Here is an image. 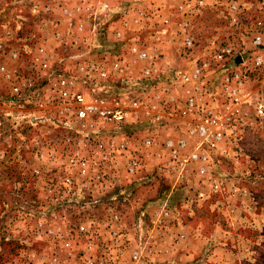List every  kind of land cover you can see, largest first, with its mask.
<instances>
[{"label": "rangeland", "instance_id": "1", "mask_svg": "<svg viewBox=\"0 0 264 264\" xmlns=\"http://www.w3.org/2000/svg\"><path fill=\"white\" fill-rule=\"evenodd\" d=\"M40 1L0 0V264H84L88 259L97 264H264V117L256 112L264 101V69L249 58L255 22L264 20L260 0H235L243 9L234 25L226 17L227 0H205L202 11L198 0H122L118 15L105 17L112 26L101 36L140 39L151 47L154 39L164 41L154 49L174 68L187 56L182 46L187 37L197 43L196 55L202 53L200 45L222 39L249 58L239 79L210 72L196 94L194 112L186 116L183 106L174 105L182 117L177 128L156 122L143 107L129 109L119 124L73 118L57 98L56 76L79 75L80 67L93 60L39 56L22 42L94 39L98 23L81 28L91 14H73L93 0H53L54 15L42 11L46 2L40 11L59 26L42 27L40 20L36 28ZM26 9L35 15L33 23L24 18ZM43 58L47 68L41 66ZM135 68L127 78L112 81L109 98L128 103L127 95L147 103L164 91L159 89L166 81L183 85L171 93L186 108V83L180 77L145 79L143 65ZM24 74H37L40 96L13 94L12 78ZM206 112L213 120L208 128L221 134L215 147L201 143L200 116ZM147 139L151 146L145 145ZM169 139H184V153L198 151L207 158L191 162L179 179L166 147ZM135 157L142 166L131 172ZM142 212L146 222L139 225ZM167 221L183 224V255L174 247L176 238L161 237L155 255L142 243L139 252L131 247L140 241L141 227L160 229Z\"/></svg>", "mask_w": 264, "mask_h": 264}, {"label": "built area", "instance_id": "2", "mask_svg": "<svg viewBox=\"0 0 264 264\" xmlns=\"http://www.w3.org/2000/svg\"><path fill=\"white\" fill-rule=\"evenodd\" d=\"M46 4L48 5H44L42 11L52 13L54 11L52 5L49 3ZM198 6L199 11H202L205 6V0H198ZM99 7L105 17L116 16L119 13V10L114 5V0H101ZM258 8L261 13H264V0H260ZM242 9L235 0H227L226 17L229 23L234 25L240 22L239 15L242 13ZM64 11L67 12L68 10L65 9ZM70 15H72L71 12ZM47 25L48 21L41 19V26ZM81 28L83 29L84 25ZM255 28L256 30L252 37L253 52L249 58L255 68L264 69L263 17L257 19ZM117 36L121 38L123 32L118 31ZM117 41L123 45L129 43L128 47L132 55L131 59H127L123 55H117L115 60L108 64L106 57H103L101 62L93 60L90 61L92 63H88L86 66L82 65L80 67L81 74L79 75H73L67 72L58 73L56 76L59 89L57 98L64 104V109L68 110L73 118L84 123L98 118L105 122L119 124L127 119L129 109H136L138 107H143L145 112L153 120L162 123L164 121V114L162 112L165 102H161L162 97L158 94L147 103L145 100L131 99L127 95L125 96V102L128 101V103H123L122 100L117 101L116 98H109L107 96L113 88V80L117 81L118 78H127L129 76L130 64L138 63L139 65L141 63L143 65L141 73L145 79L156 80L158 75L153 55L141 46L139 39H117ZM182 46H184L186 57L189 60L187 69L179 72L182 84H188V86L185 85V93L188 95L186 110L182 114L194 112L193 110L198 108V106H195L197 103L196 94H200L206 87L207 81L204 78L210 72L217 71L218 73L225 74L227 79L231 76L239 79L242 77V67L247 66V60L249 59L240 53V50L238 51L232 43L222 39H212L206 45H200L199 48L202 49L201 55L194 54L193 50L197 46V43L191 37L184 39ZM0 47L3 48L2 43ZM38 52L39 56H43L41 52H46V49L39 47ZM12 56L18 58L20 53L18 51H12ZM41 66L44 68L48 67L47 61L44 58L42 59ZM36 75L24 74L13 77V94L20 99L40 96L42 89L38 84ZM256 112L259 116L264 117V101L256 105ZM202 114L200 117L203 121L199 124L198 129L202 137L201 143H207L210 147H215L221 138V134L215 133L208 128L207 125L213 122L208 117V112ZM145 145L151 146L152 140L147 139ZM186 145L187 143L184 139H180L177 143L172 139L166 142V147L170 151L172 161L175 162L174 167L177 170L176 176L179 179L185 176L184 171L186 166L191 162L207 158L206 155L198 151L190 154L184 153L183 148ZM139 158L135 157L129 163L131 172L137 171L142 166ZM85 171L84 169L83 172ZM219 186L220 184H216V188ZM84 264H97V262L94 259H88Z\"/></svg>", "mask_w": 264, "mask_h": 264}, {"label": "crops", "instance_id": "3", "mask_svg": "<svg viewBox=\"0 0 264 264\" xmlns=\"http://www.w3.org/2000/svg\"><path fill=\"white\" fill-rule=\"evenodd\" d=\"M100 1L101 0H98V2H99L98 7H96L94 5L95 1L93 0V3L88 4L84 8L80 7V9L78 11L73 12L74 16L81 13V12H84L85 15L91 14L90 15L91 19L89 22H87V23L85 22L84 29L88 26V24L93 25V26L97 23L99 24V33L94 34L95 35L94 39L92 38L93 35L87 39H84V40L75 39V41H74V39H57V40H55V43L51 44L52 39H41L40 37H38V39H35V40L33 39L32 41H29V39H24V41L22 43H25L26 45H29L32 47H35L36 48L35 54H39V52H38L39 47H44L46 49V52H41V54L43 56H47V57L49 56V57H52V58L58 59V60H61L63 58H68L71 55L72 56L70 58H77L75 60H68L70 62H74L77 60H83L84 61L86 59L101 62L103 57H106L108 64H110L111 62H113L115 60L117 55H123V56H126L127 59H131L132 55L129 52V47H128L129 43L127 45H123L115 39H106V36L103 37L100 35V34L106 35L109 32V26L110 27L112 26L110 24L111 22H109L108 19L105 18L102 11H100V7H99ZM46 2H49L53 5V7L55 8L54 12L57 9L53 0L40 1L38 6H37L38 8L35 9V13L37 14L36 15L37 21L35 23L36 28L38 27V25L40 28L39 22L41 19L47 20L49 23L48 24L49 27L54 28L56 25L59 26V24L56 23L55 20L51 21V16L55 14L54 12L52 15L50 14L49 16H47L45 18V16L42 14V11H40L42 6ZM120 2H121V0H114V5L116 6L117 9H120V6H121ZM85 9H88V10H85ZM97 12H101V16L99 18L97 17L98 15H96ZM32 17L35 18V15H32L31 11L29 9H26L24 18L27 21H29L30 23H33L35 20H32ZM30 18H31V20H30ZM104 20L107 23L103 22ZM27 21H25L23 23L25 24ZM128 24H129V21H128ZM95 28H96V25H95ZM111 34H112V32H111ZM139 41H140L141 46L145 50H147L150 54H152L154 57L155 64L157 67V74H158L156 81H158L161 78H164L165 76H169V77L177 76V77H179V72L188 67L189 60L186 57L183 58L182 55H181L182 58L179 59V62L181 63V67H177V68H174L168 59H165V58L159 56V54L157 52L158 51L157 48L156 49H154V48H155V45L156 46L162 45L164 41L154 39L155 42H154L152 47L146 46V44L140 39H139ZM35 48H32V49L34 50ZM124 51L127 53L125 54ZM117 53H119V54H117ZM136 66H138V63L137 64H130L128 73L131 74L132 71H135ZM124 77H126V76H124ZM118 79H121V78H118ZM162 84L167 85V86H164L161 89H159V91L164 90L163 92H160V96L165 99V105L163 106V112H162L164 114L163 120H166L167 123L171 122L170 126L177 128L178 117L179 118H182V117L177 116L178 111L176 112V110L174 109V105H177L178 107H181V108L183 106V112H185L186 108H185V103L182 104L176 95H174V96L172 95L171 89L172 88L173 89L176 88L177 90L179 88L183 89V86L181 84L180 85H176L175 83L171 84L170 82H166V81ZM156 85L157 84H155L154 86H156ZM172 105H173L172 110H174L173 113L171 111H169L171 109ZM186 116H187V114H186ZM179 122L181 124V120ZM169 191H166L163 194H167ZM145 216H146V213L142 212V215L139 217V222H140L139 225H142V223L144 224L146 222ZM117 217L120 218L121 216H117ZM122 218H124V217H122ZM166 223H167L166 225L162 224L160 229L155 227L153 229H148L146 231L143 227H141V230H142L141 236L136 235V237L139 236L140 241L138 242V239H135L134 241H132V242H134V244H131V247L134 248L135 251L139 252L138 249H136V248H141L142 246L139 243H142L143 248H147L152 253V255H155V254L159 253V250L156 249L159 247L156 245H160V243L162 242L161 237L167 238V239H165L166 241H169L171 238H176L177 241L175 240L176 243H175L174 247H177L179 250V253H181L183 255V251L181 250V249H183V224L180 222L179 226L176 227V225L173 224V226H172V224L169 223L168 221ZM143 239H147L148 242H150L152 240V242L149 245H147V242L145 243L143 241ZM117 260H118V258L114 259L115 263H119Z\"/></svg>", "mask_w": 264, "mask_h": 264}]
</instances>
